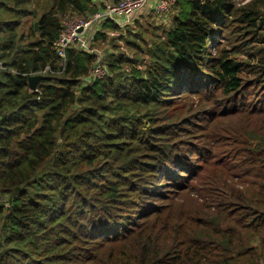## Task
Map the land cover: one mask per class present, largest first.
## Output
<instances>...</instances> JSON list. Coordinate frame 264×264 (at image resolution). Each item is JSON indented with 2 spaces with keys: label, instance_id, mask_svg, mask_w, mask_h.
<instances>
[{
  "label": "trees",
  "instance_id": "obj_1",
  "mask_svg": "<svg viewBox=\"0 0 264 264\" xmlns=\"http://www.w3.org/2000/svg\"><path fill=\"white\" fill-rule=\"evenodd\" d=\"M242 1L176 0L141 62L119 45L140 50L128 39L140 36L110 38L118 29L103 23L93 49L112 42L122 51L102 57L107 74L87 85L98 55L70 50L63 61L53 44L64 17L88 19L104 3L0 0V264H46L35 261L40 251H56L59 264L264 260V124L240 122L264 123V111L234 105L244 85L264 90V0ZM32 20L36 30L26 29ZM227 27L235 44L221 47L214 41ZM46 66L51 73L30 91V74ZM189 97L232 102L203 117L224 124L204 134L221 142L222 157L196 148L188 164L174 147L187 132L179 124ZM125 190L139 194L129 210Z\"/></svg>",
  "mask_w": 264,
  "mask_h": 264
},
{
  "label": "rangeland",
  "instance_id": "obj_2",
  "mask_svg": "<svg viewBox=\"0 0 264 264\" xmlns=\"http://www.w3.org/2000/svg\"><path fill=\"white\" fill-rule=\"evenodd\" d=\"M249 0H243L242 2L245 3ZM240 5H242V3H240ZM150 6V4H149ZM151 14L149 9L145 10V12L140 16H136L135 18V24L132 25L129 30L131 32H133L134 35H138L140 36V38L142 39V41L140 40H135L133 37H129L128 39L130 41H133L135 43H137L140 47V50H133L135 52L132 51V49H130L129 47L127 48L126 46H124L123 43H119V45L123 48V51L121 49L119 50H114L113 48V44L112 42H109L110 44H106L105 43H99L100 47H96V49H94L95 51H97V54L100 55V57H103L105 59V55H107L108 53H114L117 54L119 51H122L124 53H126V56L128 58H135L137 59L139 62H141V59H148L146 58V56L142 53V51H144L146 49V47H151L154 43V41L156 40V38L160 35H162V30L163 29H167L168 26H161L158 25L159 23L155 21L154 17ZM77 17H79L77 15ZM175 17V14L173 12L170 13V16L168 17L170 20L173 19ZM81 18V17H79ZM32 24L37 25V21H30L27 23L26 25V29L29 28ZM38 26V25H37ZM156 26H161V27H157ZM126 33V32H125ZM124 33V34H125ZM232 33V28H223L220 32L221 35H219L214 42H220L219 44H221V47H226L227 44L230 45H234L235 44V40L234 37H232V35H230ZM27 34V32H26ZM133 35V36H134ZM110 38H114V37H110ZM29 38L24 39V42L21 45H27ZM102 58V59H103ZM103 59V60H104ZM143 63V62H142ZM242 91L244 92H239L237 99L234 104L237 108L240 107H244L245 110L250 111V110H254V111H259V110H263L264 111V90L263 88H259L256 85L254 86H250V85H244ZM213 102L215 99H212ZM200 104V106L198 107L197 104ZM211 101H207L205 99H200L198 100V98H191L189 97V99L184 100L183 102H181L184 106L185 109L182 110V115H184V119H186V123L184 124H179L182 127H185V130L187 131L186 133H181V136L179 137V139L173 141L175 142L174 147L176 148V150H180V152H184L186 154V158L188 160V164H190V160H193L194 162L196 161L195 159H197V157H199L198 154V149H200V151H205L208 150L209 147L212 148L214 147V151L216 153V148L219 149V152H217L215 155L217 157H222L221 155H219L220 153H222L223 151H225V148H220L221 142L218 141V139H214L211 141H207L205 139V135H207V133L211 130L216 131L219 129H222V127L224 126L223 123H219L218 120L217 122L213 121V122H206L203 121L204 119H209L208 116L210 113H215L213 115H222L224 112H226L227 110L231 109L233 107L232 102H230V104H228V102H226L224 105H211L210 104ZM263 103V104H262ZM239 106V107H238ZM203 107L204 108V112L197 116L196 114H194V109L198 110L199 108ZM154 111V108H148L147 110H143L140 113V116L146 112V111H151L150 113H152ZM163 110H160L159 112H161ZM190 111V115L188 116L186 115L188 112ZM186 115V116H185ZM226 115V114H225ZM204 117V119H203ZM219 117V116H218ZM196 118V119H195ZM185 121V120H184ZM183 123V120L181 121ZM206 122V123H205ZM240 122L242 125H256L258 128L260 126H262L261 121H253L250 119V117H241ZM198 125V127H203V130L199 131L200 133L196 132L194 130V127ZM218 128V129H217ZM194 131V132H193ZM193 132V133H192ZM205 134V135H204ZM256 142L254 143L255 146ZM135 145V144H134ZM186 151V152H185ZM190 153V154H189ZM192 155V156H191ZM195 155V156H194ZM236 159V156H234ZM229 162L228 164V168L232 169L235 165H236V160L234 161L233 159L229 158L228 160ZM235 173L238 172V169L235 168ZM234 183L238 182L237 179L232 180ZM163 182V181H161ZM164 188V187H163ZM166 189V188H164ZM123 195H125V197L120 200L122 201V203H125V208L126 210L130 209V203L133 202L138 196L139 194H130L128 192V190H125L122 192ZM136 194V195H135ZM140 203V202H139ZM156 204L158 205V202H156ZM156 204H154L156 206ZM118 204H116L115 206H117ZM57 252H50V251H43L40 253H38L37 256H35V261L38 262H42V263H56L59 264L58 262H56V258H57ZM259 264H264V260L259 261Z\"/></svg>",
  "mask_w": 264,
  "mask_h": 264
},
{
  "label": "built area",
  "instance_id": "obj_3",
  "mask_svg": "<svg viewBox=\"0 0 264 264\" xmlns=\"http://www.w3.org/2000/svg\"><path fill=\"white\" fill-rule=\"evenodd\" d=\"M97 2L104 3L103 9L91 15L88 19L79 18L76 15H68L61 21L59 37L53 44V49L61 60L64 61L66 52L70 50L97 54V51L92 47L95 34L100 32L102 24L107 21L113 23L118 29L116 31H108L107 35L109 37H117L133 25L136 16L143 14L145 10L149 9L155 21L159 23L158 25L167 27L172 20L168 17L176 4V0H120L117 4H110L106 0H97ZM98 57L89 76L84 80V84L89 85L95 79H101L107 74L106 68L101 61L102 57L100 55ZM146 64L147 61H143L142 65ZM0 70L6 71L1 62ZM50 73L51 68L46 66L39 74H30L29 78L33 76L44 77Z\"/></svg>",
  "mask_w": 264,
  "mask_h": 264
},
{
  "label": "water",
  "instance_id": "obj_4",
  "mask_svg": "<svg viewBox=\"0 0 264 264\" xmlns=\"http://www.w3.org/2000/svg\"><path fill=\"white\" fill-rule=\"evenodd\" d=\"M35 27V30L37 28V25L34 26ZM44 79V77L42 76H33V77H30L28 78L27 80V85H28V88L30 91H35L36 88H37V85L40 81H42Z\"/></svg>",
  "mask_w": 264,
  "mask_h": 264
}]
</instances>
